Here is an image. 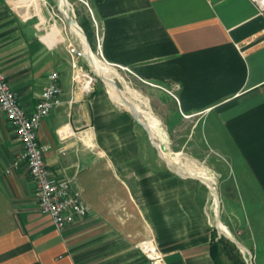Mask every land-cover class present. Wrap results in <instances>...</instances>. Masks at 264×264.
I'll use <instances>...</instances> for the list:
<instances>
[{"label":"crops","instance_id":"obj_1","mask_svg":"<svg viewBox=\"0 0 264 264\" xmlns=\"http://www.w3.org/2000/svg\"><path fill=\"white\" fill-rule=\"evenodd\" d=\"M86 1L101 30L98 60L163 89L165 141L209 146L229 181L220 192L235 239L264 264V12L254 0ZM57 4L0 0V63L27 112L59 71L61 92L37 137L47 167L72 180L89 212L58 232L39 211L0 107V264H149L136 246L146 238L165 264H215L205 187L146 150L106 80L87 94L72 87L71 34L51 15Z\"/></svg>","mask_w":264,"mask_h":264},{"label":"built area","instance_id":"obj_2","mask_svg":"<svg viewBox=\"0 0 264 264\" xmlns=\"http://www.w3.org/2000/svg\"><path fill=\"white\" fill-rule=\"evenodd\" d=\"M79 1L88 6L86 0ZM254 1L258 4L260 11L264 12V0ZM61 3L62 0H58L57 6H50L51 15L55 19L64 22L67 21V16H71L76 21L72 4L68 0L63 4L70 12L66 15L60 8ZM91 18L96 52L101 55L102 35L100 26L96 23L92 14ZM64 24L66 23L62 25ZM68 26H70V23H68ZM67 47L72 56L70 62L72 87L81 93L87 94L92 90L93 84L97 80V74L91 65L89 55L85 52L84 43L80 35L77 33L69 35ZM80 56L87 58L89 67L79 61L78 58ZM59 79L60 74L57 69H52L47 73L46 82L38 101L33 109L27 112L20 103L6 71L0 63V107L4 110L7 119L15 127L22 143L20 159L26 163L39 211L50 218L58 232H62L74 219L85 216L89 212V207L83 202L80 191L74 188L72 180L59 179L52 174L44 160V147L39 143L37 137L41 119L51 111L54 104L58 101L57 96L61 92ZM136 246L148 259L149 264H165L163 255L159 252L152 238L143 239Z\"/></svg>","mask_w":264,"mask_h":264},{"label":"rangeland","instance_id":"obj_3","mask_svg":"<svg viewBox=\"0 0 264 264\" xmlns=\"http://www.w3.org/2000/svg\"><path fill=\"white\" fill-rule=\"evenodd\" d=\"M66 1V0H65ZM69 3L72 4L74 13H75V19L78 21L80 26L83 28L82 20L86 18V23L89 25V28H92L91 25V16L88 13H85V6L83 3L79 0H68ZM56 6V5H55ZM62 10V9H61ZM63 11V10H62ZM86 11V10H85ZM60 13V12H59ZM61 14V13H60ZM61 24H64L63 26L72 35H75L78 33V31L73 30L72 26H68L67 21H61L58 20ZM88 31V30H87ZM76 32V33H75ZM87 41L89 44V47L94 54V56L99 58L97 55L98 53L96 52V45L94 38L89 35L87 37ZM85 46V44H84ZM86 47V46H85ZM86 50V48H85ZM88 52V50H86ZM84 59V64L89 67V62L87 58L83 57ZM101 64L105 65L108 68V73L107 77L106 75H101L99 74L95 68V73L97 74V80L96 81H101L103 77L100 76H105L106 78L111 77L115 81V85L122 91V93L125 95L126 100H129L130 105L134 107H140L142 114V121L149 122L151 121L155 125L152 128L154 133H151L154 136V141L160 143V144H165L166 146V151L167 153L173 157L175 154H178V157L174 160L176 161L183 169V173L186 171H189L191 173H194V175H199L200 172H206L208 175L207 178H211L214 182V187L217 190L218 193V199L220 202V222L222 226H224V230L232 235L234 238L236 236V233L233 231L230 223L231 219L228 216V209L226 207V200L222 193L220 192L221 184L227 185L229 183L228 180H226V177L224 176V170L220 166L219 162L215 163V160L210 158V156L213 154L211 149L209 148L208 145L206 144H181V143H167L165 142V135L167 134L168 130L167 127L165 126L164 119H163V109L166 106L165 103V97L162 92L163 89H158V87H154L152 85H149L148 83H145L138 79L134 74L130 73L124 68H119L113 65L109 64H104L100 60H98ZM103 73V72H102ZM113 73V74H112ZM105 80V79H104ZM109 83V79L106 80ZM142 98V99H141ZM145 99V100H144ZM134 103V104H133ZM145 104V105H144ZM125 106V104H123ZM127 107V106H125ZM128 108V107H127ZM163 108V109H162ZM149 110V111H148ZM147 111V112H146ZM151 113V114H150ZM144 117V118H143ZM140 128L142 129L143 132V141L146 138V150L156 152L157 150L155 147L152 145L149 137H148V132L146 127L143 124H139ZM187 127H183L182 130H186ZM151 128L150 131L152 132ZM159 140V141H158ZM158 156V154H157ZM159 157V156H158ZM160 158V157H159ZM163 161V160H162ZM164 162V161H163ZM165 163V162H164ZM202 163V164H201ZM166 164V163H165ZM186 164V165H184ZM216 164V165H215ZM193 165H195L193 167ZM223 167H225V164ZM168 167V166H167ZM169 168V167H168ZM189 169V170H188ZM207 169V170H206ZM206 176V175H204ZM202 176V177H204ZM201 182V181H199ZM201 185L205 187V190L207 191V197L208 201L206 203V211L208 215V222L210 223V229H211V237L214 235V239L217 240L220 238V235L217 233L216 229L214 228V222H215V215H216V200L214 199L211 191L209 190L208 186L201 182ZM215 206V207H214ZM241 243V242H240ZM245 248L248 249L243 243H241ZM224 247L225 251L230 255V258L221 253V259L224 263L227 264H233V261L241 262L242 260L244 261L245 264L250 263V251L248 249V252L240 251L237 247L236 249L238 250L239 254H237L233 249H231V246L227 243L222 242L220 244V248ZM251 255V254H250ZM242 257V258H240Z\"/></svg>","mask_w":264,"mask_h":264},{"label":"water","instance_id":"obj_4","mask_svg":"<svg viewBox=\"0 0 264 264\" xmlns=\"http://www.w3.org/2000/svg\"><path fill=\"white\" fill-rule=\"evenodd\" d=\"M66 18H67V21L69 23L76 22L71 16H67ZM81 31L83 32V34H84V36L86 38V35H85L84 31L82 30V28H81ZM86 40H87V38H86ZM102 77L105 80L109 79L110 82H112L115 85V81L112 78H106L105 76H102ZM130 111L134 114L136 120L140 124H143L146 127L147 132H148V137H149L152 145L157 150L158 156L160 157L161 160H163L166 163V165L169 167V169L171 171H173L175 174H177V175H179L181 177L190 178V179H194V180H197V181H201V182L205 183L208 186L209 190L214 195L215 200H216V215H215L214 228L216 229L217 233L220 236H223L227 240L232 242L240 251H244V252H247L249 254L247 248H245L232 235L227 233L225 230L221 229V222H220V218H219L220 217V202H219V199H218L217 190H216V188L213 185L214 184L213 180L212 179H208L207 177H200V176L194 175L193 173H191L189 171H186V170H185V173H183L182 171H184V169L176 161H174V159H172V157L167 153L166 146L164 144H160V143L154 141V136L151 134L150 128L146 124V122L142 121L131 109H130ZM249 257H250V263L249 264H252V257H251L250 254H249Z\"/></svg>","mask_w":264,"mask_h":264},{"label":"bare ground","instance_id":"obj_5","mask_svg":"<svg viewBox=\"0 0 264 264\" xmlns=\"http://www.w3.org/2000/svg\"><path fill=\"white\" fill-rule=\"evenodd\" d=\"M60 2V1H59ZM66 3V1L65 0H62V3L60 4V8L63 10V13L64 14H66L67 15V9H66V6L64 5L63 6V4H65ZM70 25L72 26V29L73 30H76V31H78V33H79V35H80V37L82 38V41H83V43L85 44V46H84V48H86V50H88V52L85 50V52H86V54H88L89 55V59H90V62H91V65H92V67L93 68H95V70L99 73V74H101V75H106V77L108 76L107 75V73H108V68L105 66V65H103V64H101L98 60H97V58L94 56V54L92 53V51H91V49L88 47V42H87V40H86V38H85V36H84V34H83V32L81 31V28L79 27V25L76 23V22H73V23H70ZM103 72V73H102ZM113 74V73H112ZM100 77H102V76H100ZM109 78H111V77H109ZM107 82V81H106ZM108 85H109V87H110V89H111V91H112V93L114 94V96L117 98V99H119V100H121L122 102H123V104H125V106H127L128 108H130L140 119H142V116L144 115V114H142V111H141V109H140V107H134V106H132V105H130V103H129V100H126V97H125V95L122 93V91L120 90V89H118L112 82H110V80H109V83H108ZM109 89V90H110ZM142 99V98H141ZM116 100V99H115ZM145 100V99H144ZM134 104V103H133ZM145 105V104H144ZM149 111V110H148ZM147 112V111H146ZM151 114V113H150ZM144 118V117H143ZM145 122V121H144ZM146 124L149 126V128H151V130H152V128L154 127L153 125H155L154 123H152L151 121H147L146 122ZM156 126V125H155ZM151 133H154L153 132V130H152V132ZM159 141V140H158ZM166 142V141H165ZM165 145V144H164ZM178 157V154L176 153L175 154V156H173L172 157V159H176ZM202 164V163H201ZM184 165H186V164H184ZM195 165H193V167H194ZM187 170V169H186ZM189 170V169H188ZM207 170V169H206ZM194 174V173H193ZM204 175H206V176H204ZM197 176H200V177H202V176H204V177H207L208 175L206 174V172H200V174L199 175H197ZM208 179H211V178H209L208 177ZM213 195V194H212ZM213 197H214V195H213ZM214 199H215V197H214ZM215 207V206H214ZM213 218H215V217H213ZM221 229H225L224 228V226H222V224H221Z\"/></svg>","mask_w":264,"mask_h":264},{"label":"trees","instance_id":"obj_6","mask_svg":"<svg viewBox=\"0 0 264 264\" xmlns=\"http://www.w3.org/2000/svg\"><path fill=\"white\" fill-rule=\"evenodd\" d=\"M82 25H83L84 30L87 31L86 23H83ZM224 241H225V243H227L231 246V249H233L237 254H239L238 250L236 249V246L232 242L227 240L225 237L220 236L219 239L215 240L214 235H212L211 241H210V246H209V251H210V254H211L212 259H213L215 264H227V263H224L222 261L221 253L225 254L228 257V259L230 258V255H228V253L225 251L224 247L220 248V244ZM240 258H242V257H240ZM233 264H238V262L233 261ZM239 264H245V263L242 260L241 262H239Z\"/></svg>","mask_w":264,"mask_h":264}]
</instances>
